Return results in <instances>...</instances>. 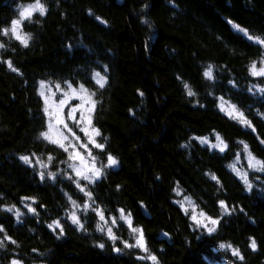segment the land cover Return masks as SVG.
Wrapping results in <instances>:
<instances>
[{"label":"trees","instance_id":"trees-1","mask_svg":"<svg viewBox=\"0 0 264 264\" xmlns=\"http://www.w3.org/2000/svg\"><path fill=\"white\" fill-rule=\"evenodd\" d=\"M33 2L0 0V28L10 26L21 7ZM41 2L46 14L35 13L23 23L32 36L27 48L0 36L6 45L0 61L11 60L20 73L0 62V226L17 242L5 241L0 264L13 259L22 264H152L137 259L146 255L140 248L124 247L122 241L135 245L139 234L121 219L119 209L143 229L146 247L159 264H264V172L249 174V191L228 167L239 154L242 166L235 165L245 168V144L264 161V93L257 90L264 88V79L248 72L252 61L264 59V47L229 23L264 37V0ZM208 65L214 67L212 81L203 76ZM93 71L108 77L104 89L92 82ZM41 81L84 83L97 93L93 126L105 150L93 149V154L98 165L107 164L109 153L118 164L105 168L95 183H80L92 193V208L103 209L115 245L106 229L97 230L101 222L91 209L87 214L77 209L82 231L68 219L73 210L69 196L81 206L88 198L73 183L67 154L38 138L47 124L38 94ZM184 83L195 96L187 95ZM219 97L235 105L251 127L222 112ZM215 133L228 145L223 153L192 139L216 143ZM49 154L54 160L43 171L57 175L42 181L36 158L48 163ZM21 155L29 156L34 167ZM206 173L215 174L220 184ZM186 196L197 211L219 219L212 235L192 223ZM220 200L231 214L222 215ZM13 206L12 212L4 211ZM54 220L64 228L59 239V229L48 227ZM220 243L238 248L244 260L221 250Z\"/></svg>","mask_w":264,"mask_h":264},{"label":"snow or ice","instance_id":"snow-or-ice-1","mask_svg":"<svg viewBox=\"0 0 264 264\" xmlns=\"http://www.w3.org/2000/svg\"><path fill=\"white\" fill-rule=\"evenodd\" d=\"M47 12L45 5L41 2V0H34L33 3L28 4L27 6H22L19 11V18H14L10 22V26H6L4 28H0V36L9 37L10 39H14L19 43L20 46L27 48L29 46V42L32 39L31 33H27L23 31V23L25 20L31 21L33 15L38 13L40 16H44ZM91 14V13H90ZM99 20L100 18L97 17ZM101 23H106L101 20ZM232 24L233 28L238 32L244 33L248 40L253 41L260 46L264 47V37L254 36L247 29L240 27L239 25L233 24L232 21H229ZM6 45L0 42V49H5ZM5 63L10 71L16 72L18 75L19 70L14 67L11 60L0 61ZM108 68H104V72L106 73ZM249 74L253 78H262L264 79V59L259 61H252L248 68ZM203 76L206 80L212 81L215 79L214 77V67L213 65H208V67L203 72ZM179 79V77H177ZM92 82L97 86L98 89H104L108 84V77L102 74L99 71H93L91 74ZM231 83V81H230ZM235 86V85H233ZM184 88L188 96H195L196 93L192 90L189 84L184 83ZM252 89H249L251 91ZM258 91L264 93V88H258ZM139 95L142 97L144 93L139 91ZM57 93H59V97H57ZM44 102L43 112L45 117L47 118L46 129L42 130L39 133V139L45 141L47 144L54 146L55 148L60 149L64 153L67 154L68 160L72 161L68 165V167L72 170L75 175V183L76 187L80 192L84 194L88 199L83 203V205H79L75 200H73L69 196V202L72 205L73 210L68 214V219L71 220L73 225H76L78 231L84 230V224L81 222L80 217L77 214V209H80L87 214V212L91 209L95 212L96 216L99 218L101 223L97 224L98 231H107V236L110 240L113 241L114 245L117 240L116 235L113 232L112 227L107 226V219L104 215L103 209L96 207L92 208V204L95 201L92 198V193L87 190L86 185H82L80 181H86L87 184H93L95 181L101 179L104 175L105 168H112L117 166V159L111 155L110 153L107 155V164H97V157L93 154L92 149H99L102 152L105 150V145L99 143L96 137L101 135L100 130L93 126V114L96 110L97 104L99 101L95 98L97 93L92 91L89 87H87L84 83H80L79 86H75L73 82L63 81L55 83L53 86L50 82L41 81L40 82V91L38 93ZM221 101L219 104L220 110L225 112V114L230 119H236L242 125L251 127L250 121L244 116L239 109L236 108L235 105L230 102L224 101L223 97L217 98ZM71 101H79L77 104H72ZM68 121H72V124L75 125L76 129L79 132L83 133V138L78 134L76 130L72 126L69 125ZM255 131V129H253ZM216 143H211L207 137H193L192 139L198 140L201 145H208L210 149H217L219 152L223 153L227 149L228 145L220 136L219 133H215ZM240 143H243L241 141ZM264 143V140L261 141ZM91 146V147H89ZM183 147V145H182ZM83 150V151H81ZM244 150L247 153V161L248 167L254 171H262L264 172V161H261L254 157L248 151V145H244ZM84 153H87L85 155ZM35 155V154H33ZM20 160L30 167H34L32 160L27 155H21ZM239 154L237 155V160H239ZM48 163L43 162L39 157L36 158V163L40 165L42 171H40V179L43 181L45 176L50 180H55L56 173L43 171L50 166L51 162L54 160V157L49 154L47 157ZM233 173H235L238 178H240L246 186V190H251L252 185L249 183L247 178V173H241L235 164H230L228 166ZM210 178L216 181L217 184H220L219 179L215 176V174H208ZM68 179L72 180L73 177L71 175L68 176ZM119 188V186H117ZM65 195H68L67 193ZM177 195H180V192L177 191ZM32 200V203H35L34 198L30 197H22V200ZM185 201L192 206L193 215L191 219L195 223V225L200 228H204L209 235H212L213 232L216 231V226L219 223L218 218H213L207 215L204 211H197V206L194 201L191 200L190 197H185ZM28 208V211L36 214V209L31 205H25ZM182 210L187 214L188 209L186 208L184 203L180 204ZM219 207L222 209V215L231 214V210L228 208L227 204L224 200L219 201ZM14 210L13 207L5 208L4 211L12 212ZM243 211V209H241ZM121 219L128 224L130 230L133 233H138V237L136 239L135 245L130 244L127 241H122L125 248L138 247L141 251L145 252L146 255L143 257H137V259H147L152 261V264H159L158 259L155 255L149 253L148 248L146 247L143 235V229L136 228L132 224L131 214H125L123 209H119ZM15 215L17 219L21 216V212L16 209ZM112 224L115 225L117 223L116 218L112 217ZM49 229L55 232L59 229V234L57 235V239L64 235V228L62 223L59 220H54L52 224L48 225ZM0 233H4L2 239H0V249L5 247V241L9 244H16L17 242L13 240L7 233L5 229L0 226ZM164 235H167L165 233ZM250 243L249 247L255 251L257 248V244L254 238H249ZM100 248H104V244L97 245ZM218 247L224 251H231L232 256L236 257L240 261L244 260V256L241 254L238 248H234L231 244L220 243ZM35 251V250H33ZM114 251L120 252L119 248L114 247ZM10 264H21V261L18 259L11 260Z\"/></svg>","mask_w":264,"mask_h":264},{"label":"rangeland","instance_id":"rangeland-1","mask_svg":"<svg viewBox=\"0 0 264 264\" xmlns=\"http://www.w3.org/2000/svg\"><path fill=\"white\" fill-rule=\"evenodd\" d=\"M19 18V17H18ZM57 97H59V93H57ZM42 101H43V99H42ZM71 103L72 104H77V103H79V101H71ZM43 104H44V102H43ZM46 121H47V118H46ZM68 123H69V125L70 126H72L73 128H74V130H76L77 132H78V134L83 138V136H84V134L83 133H81V132H79V130L78 129H76V127H75V125H73L72 124V121H68ZM47 125V124H46ZM96 139H97V137H96ZM89 147H91V146H89ZM81 151H83V150H81ZM92 152H93V149H92ZM85 155H87V153H84ZM244 165H245V168H243V169H241V170H239L242 174L243 173H247V178H248V181H249V174L250 173H252V172H256V171H254V170H252V169H250L249 167H248V161H247V153L246 154H244ZM70 163H72V161H69V164ZM68 164V165H69ZM235 164H237V165H240V166H242V162H240L239 160H235ZM72 171V170H71ZM73 173V172H72ZM73 175H74V173H73ZM75 176V175H74ZM188 208L190 209V219H191V216L193 215V211H192V206L191 205H188ZM70 220V219H69ZM71 221V220H70ZM191 221H192V223H194L193 222V220L191 219ZM194 225H195V223H194ZM196 226V225H195ZM197 227V226H196ZM198 228V227H197ZM200 228H202V227H200ZM204 231H206L204 228H202ZM207 232V231H206ZM214 233V232H213ZM22 264V263H21ZM38 264H40V263H38Z\"/></svg>","mask_w":264,"mask_h":264}]
</instances>
